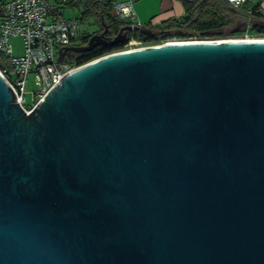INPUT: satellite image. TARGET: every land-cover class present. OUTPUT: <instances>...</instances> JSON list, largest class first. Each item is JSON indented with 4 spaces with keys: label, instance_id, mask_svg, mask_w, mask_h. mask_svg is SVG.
Returning a JSON list of instances; mask_svg holds the SVG:
<instances>
[{
    "label": "water",
    "instance_id": "95a60500",
    "mask_svg": "<svg viewBox=\"0 0 264 264\" xmlns=\"http://www.w3.org/2000/svg\"><path fill=\"white\" fill-rule=\"evenodd\" d=\"M107 30L59 61L153 34ZM169 44L83 65L29 116L0 77V264H264V45Z\"/></svg>",
    "mask_w": 264,
    "mask_h": 264
},
{
    "label": "built area",
    "instance_id": "2783aa9c",
    "mask_svg": "<svg viewBox=\"0 0 264 264\" xmlns=\"http://www.w3.org/2000/svg\"><path fill=\"white\" fill-rule=\"evenodd\" d=\"M226 1L241 7L251 0ZM59 6L50 0H0V77L25 116L68 75L85 65H76L70 52L59 61L63 49L80 45L82 36L81 21L64 18ZM111 12L117 20L141 27L132 22L135 12L130 1H114ZM14 38L21 41L19 54L10 45Z\"/></svg>",
    "mask_w": 264,
    "mask_h": 264
},
{
    "label": "trees",
    "instance_id": "16d2710c",
    "mask_svg": "<svg viewBox=\"0 0 264 264\" xmlns=\"http://www.w3.org/2000/svg\"><path fill=\"white\" fill-rule=\"evenodd\" d=\"M262 1L264 0L253 3L251 0L245 2L241 7H233L226 0H181L185 12L180 18L169 19L155 26H141L150 29L153 32L152 35H144L139 32L128 33L126 40L115 46H99L92 51L76 54L74 58L75 64L80 66L113 52L121 51L128 46L131 40L140 43L156 44L170 39L185 41L193 40L194 38H222L224 37L223 30L237 20L246 23L247 32L250 31L263 35L264 15L259 10ZM98 5V3L93 2L90 4L91 7L85 6V10H81V17H87L91 14L95 15L99 25L101 19L108 24L107 34L110 37L116 36L120 28L126 25V22L117 20L112 16L111 0L105 4L103 3L100 10ZM250 20L260 22V24H248ZM236 32L233 31V34H237ZM88 39L89 35L81 36L80 44H86Z\"/></svg>",
    "mask_w": 264,
    "mask_h": 264
},
{
    "label": "rangeland",
    "instance_id": "374dc122",
    "mask_svg": "<svg viewBox=\"0 0 264 264\" xmlns=\"http://www.w3.org/2000/svg\"><path fill=\"white\" fill-rule=\"evenodd\" d=\"M96 0H50V2H56L58 5H60V13L63 15L64 18L67 19H72V18H77L81 20V31H82V36L83 35H92L96 33L100 27L98 24L95 15H88L87 17H81V8H83V5L85 3L92 4ZM107 2L108 0H104ZM70 4L68 5V3ZM260 24V22H255L254 20H250L248 24ZM247 26L246 23L240 20L235 21L232 25L228 26L223 30L224 37L219 38V37H207V38H199V39H193V40H215V39H240V38H264V34H257V33H252V32H247L246 31ZM233 31H237V34H233ZM172 40H178V39H170ZM169 41V40H166ZM166 41L156 43V44H150V43H140L135 41L136 43H140L137 45L133 44H128L127 47H125L123 50H129V49H137V48H143V47H149V46H155V45H160L165 43ZM10 45L13 48V51L15 54H19L22 51L21 47V41L18 38H14L10 40ZM119 52V51H117ZM116 53V52H113ZM27 99H29V95H27Z\"/></svg>",
    "mask_w": 264,
    "mask_h": 264
},
{
    "label": "crops",
    "instance_id": "0c3cea01",
    "mask_svg": "<svg viewBox=\"0 0 264 264\" xmlns=\"http://www.w3.org/2000/svg\"><path fill=\"white\" fill-rule=\"evenodd\" d=\"M99 10L104 0H97ZM114 1H130L132 3L135 17L132 20L133 23L146 25H158L169 19H178L183 16L185 9L181 3V0H111ZM253 3L259 2V0H252ZM251 2V3H252ZM260 12L264 15V1L260 3Z\"/></svg>",
    "mask_w": 264,
    "mask_h": 264
},
{
    "label": "bare ground",
    "instance_id": "6f19581e",
    "mask_svg": "<svg viewBox=\"0 0 264 264\" xmlns=\"http://www.w3.org/2000/svg\"><path fill=\"white\" fill-rule=\"evenodd\" d=\"M167 43H173L169 45H176V44H230V45H253V44H260L264 45V38H240V39H215V40H169ZM133 45H137V43L133 40L131 42ZM134 50V49H129Z\"/></svg>",
    "mask_w": 264,
    "mask_h": 264
},
{
    "label": "flooded vegetation",
    "instance_id": "af4514ba",
    "mask_svg": "<svg viewBox=\"0 0 264 264\" xmlns=\"http://www.w3.org/2000/svg\"><path fill=\"white\" fill-rule=\"evenodd\" d=\"M97 2H100V1H97V0H96L94 3H97ZM85 6H87V7H91L90 4H88V3H86ZM85 6H84V8H83L84 10H85ZM99 13H100V12H99ZM104 25L107 26V28H108V24L105 23V22L101 19V21H100V27H99L98 31L96 32L97 34H101V33L104 32ZM126 25H129V23L126 22ZM105 37L107 38L106 40H110V39H112V38L115 37V36L110 37V36L106 33V34H105ZM86 44H87V43H86ZM86 44H80V45H78V46H84V45H86ZM73 47H74V46H73ZM70 54H71V56H72L73 58L76 57V54L71 53V52H70Z\"/></svg>",
    "mask_w": 264,
    "mask_h": 264
}]
</instances>
